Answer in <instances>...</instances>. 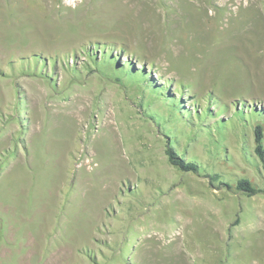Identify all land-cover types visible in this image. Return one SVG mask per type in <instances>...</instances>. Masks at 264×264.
Returning a JSON list of instances; mask_svg holds the SVG:
<instances>
[{"label": "rangeland", "instance_id": "1", "mask_svg": "<svg viewBox=\"0 0 264 264\" xmlns=\"http://www.w3.org/2000/svg\"><path fill=\"white\" fill-rule=\"evenodd\" d=\"M257 125L264 0H0V264H264Z\"/></svg>", "mask_w": 264, "mask_h": 264}, {"label": "trees", "instance_id": "2", "mask_svg": "<svg viewBox=\"0 0 264 264\" xmlns=\"http://www.w3.org/2000/svg\"><path fill=\"white\" fill-rule=\"evenodd\" d=\"M260 133L261 127L257 125L255 127V134H256V146L255 151L258 153L261 159L264 158V150L262 149V143L260 141ZM166 154L168 156L169 162L174 165L175 167L184 170V171H198V166L195 162L192 161H184L183 159L177 157L170 148H167ZM215 176H212V179H215ZM222 183V182H221ZM226 186H230L228 183H224ZM236 189L245 191L249 194H253L257 192V189L252 185V183L246 178H240L236 181Z\"/></svg>", "mask_w": 264, "mask_h": 264}]
</instances>
